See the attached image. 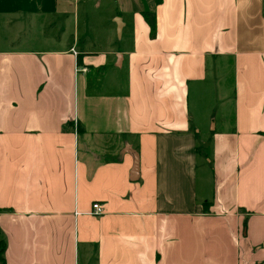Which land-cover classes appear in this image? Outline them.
Masks as SVG:
<instances>
[{
	"label": "crops",
	"instance_id": "obj_1",
	"mask_svg": "<svg viewBox=\"0 0 264 264\" xmlns=\"http://www.w3.org/2000/svg\"><path fill=\"white\" fill-rule=\"evenodd\" d=\"M131 2L115 51L79 2L0 0L5 264H264V0Z\"/></svg>",
	"mask_w": 264,
	"mask_h": 264
},
{
	"label": "rangeland",
	"instance_id": "obj_2",
	"mask_svg": "<svg viewBox=\"0 0 264 264\" xmlns=\"http://www.w3.org/2000/svg\"><path fill=\"white\" fill-rule=\"evenodd\" d=\"M69 1L75 4L79 2V4L76 5V8L72 7L71 10H68V17L70 21V27H77L80 37L83 34H87V36H90L92 40L97 41L98 45H100V43L104 44L115 49V51H118L119 49H125V47H127V28L124 29L122 39H119L116 32V24L113 20L114 16L112 15H114L115 11H117L120 7H123L124 4L128 3L131 5V0ZM148 6V8H150L149 4ZM11 30L15 31L16 28L12 27ZM5 34L7 33L4 31V26L0 21V37ZM207 91H212L210 94V97L212 98L214 96V87L208 86ZM192 102H195L197 105V99L194 97L192 98ZM192 102V109L195 111V104H192ZM74 128H76V126ZM211 137L212 135H201L198 137L199 143L202 145V150L211 158V163L206 161L204 155H200L198 160V189L200 193L206 192L207 194L205 195L212 194L213 192L214 177L212 168L214 146H210L212 144ZM208 197L210 198L211 195H208Z\"/></svg>",
	"mask_w": 264,
	"mask_h": 264
},
{
	"label": "trees",
	"instance_id": "obj_3",
	"mask_svg": "<svg viewBox=\"0 0 264 264\" xmlns=\"http://www.w3.org/2000/svg\"><path fill=\"white\" fill-rule=\"evenodd\" d=\"M150 13V12H149ZM143 15L145 16V19L146 21L148 22L149 26H150V35L153 37L154 36V30H155V24H154V21H152V19H150V15L151 14H148L147 11H145L143 13ZM77 64L79 65L80 63V59H79V56H77V60H76ZM78 131H81L80 128L77 129ZM77 131V132H78ZM208 202H204L203 203V209L205 211H207L208 209ZM5 241L3 239V237L1 236V233H0V264H5V259H4V251H5Z\"/></svg>",
	"mask_w": 264,
	"mask_h": 264
},
{
	"label": "water",
	"instance_id": "obj_4",
	"mask_svg": "<svg viewBox=\"0 0 264 264\" xmlns=\"http://www.w3.org/2000/svg\"><path fill=\"white\" fill-rule=\"evenodd\" d=\"M115 23H116L117 36L120 37L121 30H122V27H123V22H122L120 17H116L115 18ZM120 60H121V55L118 54L117 55V65L118 66H120ZM131 155H132V158H133V166H132L131 178H136L137 175H138V164H139L138 155H137V153L135 151H133L131 153Z\"/></svg>",
	"mask_w": 264,
	"mask_h": 264
},
{
	"label": "built area",
	"instance_id": "obj_5",
	"mask_svg": "<svg viewBox=\"0 0 264 264\" xmlns=\"http://www.w3.org/2000/svg\"><path fill=\"white\" fill-rule=\"evenodd\" d=\"M72 1H77V0H72ZM72 52L76 54V52L72 49ZM91 214L94 216H99L102 214V206L98 202H94L91 206Z\"/></svg>",
	"mask_w": 264,
	"mask_h": 264
}]
</instances>
